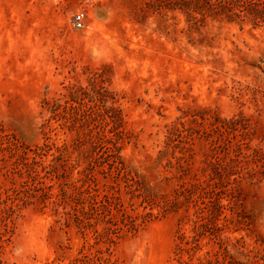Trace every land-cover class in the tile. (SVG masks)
<instances>
[{"label": "rangeland", "instance_id": "rangeland-1", "mask_svg": "<svg viewBox=\"0 0 264 264\" xmlns=\"http://www.w3.org/2000/svg\"><path fill=\"white\" fill-rule=\"evenodd\" d=\"M258 8L241 20L205 0H0V264H264V162L238 157L220 230H194L181 192L237 154L227 139L264 154ZM15 139L50 145L51 175L31 177Z\"/></svg>", "mask_w": 264, "mask_h": 264}, {"label": "trees", "instance_id": "trees-1", "mask_svg": "<svg viewBox=\"0 0 264 264\" xmlns=\"http://www.w3.org/2000/svg\"><path fill=\"white\" fill-rule=\"evenodd\" d=\"M192 2H199V0H191ZM207 5V9L209 12L214 14L225 13L228 18H239L244 19L247 16L249 11V7L253 8L256 12H260L258 7H264V0H205ZM225 127L229 124L230 121H224ZM247 132L245 131L242 136H244ZM96 137L100 141L99 134H96ZM97 143V142H96ZM101 150L104 148L102 142L97 143ZM227 144H231L234 146L237 154L234 157L227 155V160L222 163V158L215 156L214 160L211 162L212 165V174L208 176V179L205 180H196L190 186H182V194H185L195 207L197 212L196 219L193 220V228L194 230L199 231H208L207 226L211 224L215 227V230H220L217 224H214V220L217 216L223 215L224 210L233 208L236 204V196H235V188L234 184L238 181L239 171L237 170V164L239 162L238 157L241 155L243 158L247 160L248 157L256 158L257 160L264 162V154H258L256 150H252L250 154H246L243 152V148L246 147V142L239 141L232 144L229 139H227ZM15 150L18 154V157L23 161L24 167L27 169L29 175L35 179L42 180L48 175H51L52 169H55V164L42 163V157L46 155L47 150L51 149V146L48 144H44L42 147H34L30 148L28 146H24L19 143L16 139L13 142ZM102 145V146H101ZM55 151L58 155L53 157V160L62 157V149L59 147H55ZM107 152V151H104ZM62 159V158H61ZM96 162V161H95ZM67 166V165H65ZM110 169L119 170L118 162L116 160H112L109 163ZM40 167V170L44 172L41 174L40 170L37 168ZM91 168H85L81 171L82 174L87 177ZM234 176L233 178H230ZM43 190V195L47 198H54L53 202L57 201V195L52 194L50 191L51 186H41ZM222 198H226L228 200L227 204L223 205L220 203ZM216 208L215 212L213 208ZM224 219L227 220L226 216H223ZM214 224V225H213Z\"/></svg>", "mask_w": 264, "mask_h": 264}, {"label": "built area", "instance_id": "built-area-1", "mask_svg": "<svg viewBox=\"0 0 264 264\" xmlns=\"http://www.w3.org/2000/svg\"><path fill=\"white\" fill-rule=\"evenodd\" d=\"M82 17H83V14H77L74 18V21H73V26L74 28H81L82 27Z\"/></svg>", "mask_w": 264, "mask_h": 264}]
</instances>
